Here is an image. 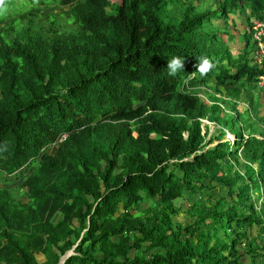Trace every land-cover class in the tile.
Returning <instances> with one entry per match:
<instances>
[{
	"label": "trees",
	"instance_id": "obj_1",
	"mask_svg": "<svg viewBox=\"0 0 264 264\" xmlns=\"http://www.w3.org/2000/svg\"><path fill=\"white\" fill-rule=\"evenodd\" d=\"M165 7H0V185L23 180L26 199L0 189V264H264V117L235 102L264 61H254L251 34L233 54L230 32L213 28L239 13L250 29L264 0L188 4L175 22ZM201 57L213 65L204 75ZM173 58L184 64L174 75ZM203 120L216 135L202 134ZM216 186L226 196L189 207L184 227L174 221L184 193Z\"/></svg>",
	"mask_w": 264,
	"mask_h": 264
},
{
	"label": "rangeland",
	"instance_id": "obj_2",
	"mask_svg": "<svg viewBox=\"0 0 264 264\" xmlns=\"http://www.w3.org/2000/svg\"><path fill=\"white\" fill-rule=\"evenodd\" d=\"M119 2V0H116ZM221 0H166V7L164 9V16H166V20L170 21L174 19V22L177 21L182 11L184 10V7L188 4H192L198 11H203L206 9H216L219 5ZM60 10V9H59ZM108 11L111 13L113 10L111 8H108ZM53 12V11H48ZM246 14L241 15L239 13L235 14H229L227 21L218 22L213 25V28L220 30H227L230 32V36L224 34L222 37L225 43L227 44L228 48L231 50L233 54H237L239 50L242 49L244 46V43L249 39L248 35H246L245 32L250 34V29H247L246 27ZM251 23L254 21V19L250 20ZM252 42V41H251ZM253 43V42H252ZM250 48H253L252 44L250 43ZM261 67V65L259 64ZM199 95L200 98L204 102H209V97L207 94L211 95L214 94L212 86H206V87H200L199 88ZM228 102V101H226ZM238 103L237 108L239 111L244 112L245 109H250L246 113H248V116H250L253 120L250 112L253 108L250 107L252 105L255 107V110L259 114V116L264 117V91L263 89L257 84L256 87H248L246 91H244L242 95V99L239 101H235ZM232 102L227 104L226 108L227 112L230 113L232 106ZM243 115H245L243 113ZM255 121V120H254ZM262 128V125H259ZM218 125L215 123H210L207 120H203L202 122V134L204 132H208L209 135H216V131L218 130ZM227 139L232 141L233 136L228 135L226 136ZM12 181V180H11ZM23 180L18 181L16 184H10L8 186L0 185V189H9L13 193V195L17 198V200L25 203L26 199L23 195H21L22 190L18 188V186L22 183ZM226 196V191L221 186H216L214 189L206 192H198L196 194H189L184 193L183 196L176 201V206L180 207L179 214L175 217L174 221L181 226H185L186 224L190 223L191 218L186 213V210L191 207L192 205H200V206H207L213 204L216 200H218L221 197ZM60 219V216H56L55 221ZM251 233L254 236H258L259 239V233L256 227H254L251 231ZM258 234V235H257ZM261 245H264V241H261ZM239 251L241 250V247L238 248ZM71 254V253H70ZM37 259L39 261L42 260L41 256H37ZM239 262L242 264H250L249 259L246 257H241L239 259Z\"/></svg>",
	"mask_w": 264,
	"mask_h": 264
},
{
	"label": "built area",
	"instance_id": "obj_3",
	"mask_svg": "<svg viewBox=\"0 0 264 264\" xmlns=\"http://www.w3.org/2000/svg\"><path fill=\"white\" fill-rule=\"evenodd\" d=\"M251 41L255 45L253 58L256 64L262 66L264 61V15L261 20H254L250 27ZM257 84L264 91V76L258 77Z\"/></svg>",
	"mask_w": 264,
	"mask_h": 264
},
{
	"label": "clouds",
	"instance_id": "obj_4",
	"mask_svg": "<svg viewBox=\"0 0 264 264\" xmlns=\"http://www.w3.org/2000/svg\"><path fill=\"white\" fill-rule=\"evenodd\" d=\"M5 0H0V7H3ZM184 64L180 58H173L169 64L168 68L170 74L174 75L179 69L183 68ZM213 67L211 62L206 57H201L198 63V71L201 75L207 74V72Z\"/></svg>",
	"mask_w": 264,
	"mask_h": 264
},
{
	"label": "water",
	"instance_id": "obj_5",
	"mask_svg": "<svg viewBox=\"0 0 264 264\" xmlns=\"http://www.w3.org/2000/svg\"><path fill=\"white\" fill-rule=\"evenodd\" d=\"M229 140V139H228ZM232 141H233V139H232Z\"/></svg>",
	"mask_w": 264,
	"mask_h": 264
}]
</instances>
